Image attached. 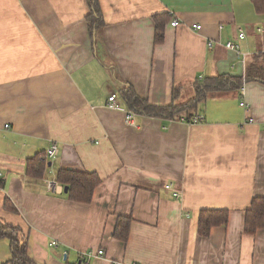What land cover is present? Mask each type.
<instances>
[{
  "label": "crops",
  "instance_id": "crops-1",
  "mask_svg": "<svg viewBox=\"0 0 264 264\" xmlns=\"http://www.w3.org/2000/svg\"><path fill=\"white\" fill-rule=\"evenodd\" d=\"M98 1L104 25L92 31L88 0H0V221L39 264L48 248L60 251L52 264H264V229H244L264 196V82L245 80L264 55V14L252 0ZM164 12L172 18L156 44ZM221 74L243 86L197 100L199 123L181 121L185 110H133L138 126L127 124L118 77L152 105L191 106L197 80ZM113 93L120 109L108 106ZM53 146L43 177L29 176L28 158ZM61 168L100 176L91 203L68 199ZM214 208L229 210L228 222L203 236L199 213ZM121 216L132 218L126 242L114 235ZM99 249L104 257L81 255ZM10 251L0 237V253Z\"/></svg>",
  "mask_w": 264,
  "mask_h": 264
},
{
  "label": "trees",
  "instance_id": "trees-1",
  "mask_svg": "<svg viewBox=\"0 0 264 264\" xmlns=\"http://www.w3.org/2000/svg\"><path fill=\"white\" fill-rule=\"evenodd\" d=\"M255 10L259 14H264V0H252ZM90 4V14L87 21L90 29L97 31L104 25L102 11L98 0H88ZM172 16L167 13L156 14L155 21V43L161 44L164 41L166 25L169 24ZM171 25V24H170ZM261 55H256L254 61L249 65L245 80L258 79L264 82V65H259ZM122 84L120 93L123 101L128 108L148 116H157L162 118H174L180 116L185 110L188 118L196 116L194 103L198 100H205L209 94L219 91L238 90L243 86L244 79L229 74H221L214 77H204L198 79L195 87L196 96L191 101V106L172 104L169 106L152 105L148 100L140 97L134 86L130 83L120 80ZM178 89H174V99L177 97ZM191 108V109H190ZM48 158L46 152H39L27 160V174L34 178H42L47 168ZM57 182L64 187H68L66 192L68 199L77 203H91L96 188L102 180L96 172L76 170L70 168H61L57 172ZM229 218L227 209H203L198 217V231L203 236H208L215 226L226 225ZM132 218L121 216L116 224L114 235L119 240L126 242L130 236ZM245 232L255 234L257 231L264 229V196H255L251 206L246 211ZM0 237L10 239L11 257L6 264H39L33 260L28 253V243L20 238L19 229L9 223L0 221ZM66 264H84L70 263Z\"/></svg>",
  "mask_w": 264,
  "mask_h": 264
},
{
  "label": "built area",
  "instance_id": "built-area-1",
  "mask_svg": "<svg viewBox=\"0 0 264 264\" xmlns=\"http://www.w3.org/2000/svg\"><path fill=\"white\" fill-rule=\"evenodd\" d=\"M180 25H181V22L178 19H176V18L171 21V26H173V27H178ZM192 28L194 30L200 31L202 29V25L196 23V24L192 25ZM238 37H239V39H244L246 37V33L242 29H240ZM212 45H213V43L209 42V46H212ZM226 47L227 48H231V49H235L238 52H239V49H240L239 44H236V43L231 42V41L227 42ZM241 105L243 107L247 106L245 101H242ZM108 106L110 108H113V109H120L121 108V106H120V104L118 102L117 93H113V94H111L109 96V98H108ZM135 117H136V113L133 110H127L126 111V122H127V124H129V125H131L133 127H137L138 125H137V122L135 120ZM180 120L183 121V122H186L188 124H196V123H199L201 121V117L194 116L192 118H188L187 116H182L180 118ZM250 121H252V120H250ZM57 154H58V149H57L56 146H53V147H51L48 150L47 157H50V158L51 157H55ZM165 188L172 192L174 198L178 199V198L181 197V193L179 191L175 190L171 183L166 184ZM51 245L52 246H57L58 242L54 240V241L51 242ZM81 255H82V257L84 259H90L92 257H104L105 256V251L103 249H99V250H96V251L90 250V251L83 252ZM114 264H117V263H114ZM131 264H133V263H131Z\"/></svg>",
  "mask_w": 264,
  "mask_h": 264
},
{
  "label": "rangeland",
  "instance_id": "rangeland-1",
  "mask_svg": "<svg viewBox=\"0 0 264 264\" xmlns=\"http://www.w3.org/2000/svg\"><path fill=\"white\" fill-rule=\"evenodd\" d=\"M48 251L50 252V259L49 260L46 259L45 261H41L38 259L41 262L40 264H52V263H54L56 261L55 260L56 259L55 258L56 253H60V251L58 249L48 248ZM0 254H1V258H5L3 262H5L6 260H8L11 257V251L8 252V255H4V253H0ZM63 262H64V260H63Z\"/></svg>",
  "mask_w": 264,
  "mask_h": 264
},
{
  "label": "water",
  "instance_id": "water-1",
  "mask_svg": "<svg viewBox=\"0 0 264 264\" xmlns=\"http://www.w3.org/2000/svg\"><path fill=\"white\" fill-rule=\"evenodd\" d=\"M64 191L67 192L68 191V187H65Z\"/></svg>",
  "mask_w": 264,
  "mask_h": 264
}]
</instances>
